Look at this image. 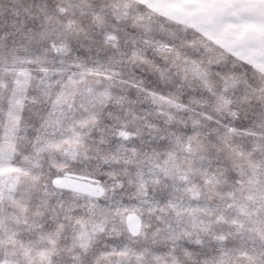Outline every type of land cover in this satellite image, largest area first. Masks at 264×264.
Returning <instances> with one entry per match:
<instances>
[{
  "label": "clouds",
  "instance_id": "clouds-1",
  "mask_svg": "<svg viewBox=\"0 0 264 264\" xmlns=\"http://www.w3.org/2000/svg\"><path fill=\"white\" fill-rule=\"evenodd\" d=\"M80 2L86 5L83 12L67 7V0H27L28 6L23 8L27 18L24 19L22 14L20 24L16 26L15 21L10 25L6 16L13 12L12 0H0V17L3 18L0 22V56L12 49L22 48L24 41L19 28L23 27L28 32L48 29L49 40L46 43L37 42L33 52L39 54L35 51L39 49L46 56L44 66L49 72L80 63L89 67L111 66L109 75L112 78L96 82L98 86H106L110 95L99 109L96 128L90 133L85 130L81 155L75 160L66 158L62 153H43L33 157L40 165L33 172L39 178L36 191L42 192L46 185L47 191L52 194L47 209H41L48 213L45 222L51 221L56 214L63 222L58 205L73 199L71 193L58 192L51 183L58 173L57 166L63 165L68 172L88 174L98 181L104 190V197L97 201L98 211L119 199L140 205L146 235L128 236L119 217L113 215L107 218L106 231L97 237L98 246L116 239L136 247H171L172 241L164 233L155 239L153 234L157 229V218L165 214L172 218V213L164 203L157 208L147 201H160L161 197L168 195L192 203V192L199 191L200 203L203 204L209 192L202 182L201 172L222 171L228 184L220 190L226 191L234 185L231 179L235 175L233 158L245 169L251 165L264 179V77L230 59L226 64H209L206 52L197 46L190 34L134 3L129 6L128 19L121 21L114 20L107 13L109 0ZM61 5L67 8L64 15L56 12ZM139 16H152L150 32L134 27ZM106 34L113 35L115 40L106 41ZM53 44L55 48L51 46ZM194 64L206 70L205 79L213 85L212 92L199 77L174 67H191ZM27 67L31 69L33 78L27 96L21 95L19 102V107L23 109L18 132L22 164L31 163L26 158V153L31 156L28 142L51 102L48 90L41 83V65ZM157 68L171 69L169 78L161 79ZM222 75L234 76L238 81L236 87L227 93L229 103L223 107L218 102V97L224 95ZM8 87L7 81H0V104L4 106ZM158 90L171 95L177 104L184 106L183 109L154 103L148 93ZM228 128L236 130L226 132ZM119 130L126 132L127 140L119 137ZM195 133H199L198 143H194L189 151L184 142ZM225 135L229 144L227 149L221 146ZM164 170H167L168 178L162 174ZM180 174L188 176L187 184L176 180ZM240 179L237 177V181ZM77 204L75 215L87 216L89 209L83 206L86 201L81 199ZM33 211L34 207L28 211L30 219L33 218ZM250 211L254 215L255 211H264V206L257 203ZM224 213L229 217L232 215L228 209H224ZM97 219L99 223H105L104 216ZM203 220L211 222L213 233L221 230L214 216H204ZM65 223L67 239L61 241V247L67 245L71 248V228ZM113 226L120 231L110 237L108 232ZM213 233L199 235L204 242V249L200 251H196L195 235L179 240L174 264H196L198 260H203L202 253L205 250L210 253L216 243ZM260 244H264V240H258L257 246ZM183 248H191L193 255L190 258L182 255L180 250ZM54 261L55 264H74L70 251L54 257Z\"/></svg>",
  "mask_w": 264,
  "mask_h": 264
},
{
  "label": "snow or ice",
  "instance_id": "snow-or-ice-1",
  "mask_svg": "<svg viewBox=\"0 0 264 264\" xmlns=\"http://www.w3.org/2000/svg\"><path fill=\"white\" fill-rule=\"evenodd\" d=\"M133 3L190 34L197 46L206 52L209 64H226L230 59L264 77V0H109L106 11L114 20L124 21L128 19L129 6ZM67 7L83 12L86 5L80 0H67ZM42 11L47 15L46 10ZM66 11L64 5L56 9L60 15L66 14ZM13 14L19 16L20 12L13 9ZM136 20L138 23L134 27H141L145 33L151 31L152 16H139ZM18 31L24 41L22 48L12 49L0 56V81H7L9 85L6 106L0 104V264H55L54 257L69 251L74 264H174L179 240L195 235L196 251L204 249L199 235L213 233L211 222L204 221V216H214L221 230L213 233L216 243L211 252L205 250L202 253L204 259L196 264H264V244L257 246L258 240H264V211H255L254 215L250 211L257 203L264 206V179L251 165L245 169L231 155L235 175L231 177L234 185L228 190H220L228 184L222 171L201 172L202 182L209 192L203 204L200 203L199 191L192 192V203L168 195L161 197L160 201H147L157 208L164 203L172 213V218L166 214L157 218V229L153 234L155 239L164 233L172 241L171 247H136L116 239L98 246L97 237L106 231L107 218L113 215L119 217L128 236L146 235L140 205L119 199L98 211L97 201L104 197V190L98 181L88 174L68 172L63 165L57 166L58 173L51 183L58 192L71 193L73 199L58 205L63 222L56 214L46 223L48 213L41 209H47L52 194L47 191L46 185L42 192L36 191L39 178L33 172L40 165L33 157L43 153H62L66 158L75 160L81 155L85 130L90 133L96 128L99 109L110 95L106 86H98L96 82L112 78L109 75L111 66L89 67L80 63L49 72L44 66L46 56L39 49L35 50L39 54L33 52L37 42L46 43L49 40L48 29L28 32L21 27ZM104 39L113 41L115 37L106 34ZM145 43L148 41L145 40ZM51 46L55 48L54 44ZM32 64L41 65V83L48 90L51 102L28 142L31 156L26 153V158L31 163L22 164L18 132L23 109L19 107V102L21 95L26 97L31 88L33 77L27 65ZM174 67L199 77L208 91H213V85L205 79L206 70L198 64ZM72 68L76 70L72 71ZM156 70L161 79L169 78L171 69ZM237 83L236 77L222 75L224 95L218 97L219 106L229 103L227 93ZM148 94L154 103L168 104L179 110L184 107L162 90L149 91ZM235 130L228 128L226 132ZM118 135L128 139L123 130H119ZM198 135H189L184 142L189 151L194 143H198ZM221 146L225 149L229 147L227 135L222 137ZM162 174L168 178L167 170ZM237 177L241 179L237 181ZM176 180L187 184L188 176L180 174ZM173 188H176L175 184ZM81 199L86 201L83 206L89 209L87 216L75 215L77 202ZM33 207V218L30 219L28 211ZM224 209L232 213L231 217L224 213ZM98 216H104V224L98 222ZM65 222L71 228V248L67 245L61 247V241L67 239ZM119 231L113 226L108 235H118ZM180 251L185 257L193 255L191 248Z\"/></svg>",
  "mask_w": 264,
  "mask_h": 264
},
{
  "label": "rangeland",
  "instance_id": "rangeland-1",
  "mask_svg": "<svg viewBox=\"0 0 264 264\" xmlns=\"http://www.w3.org/2000/svg\"><path fill=\"white\" fill-rule=\"evenodd\" d=\"M12 6L14 9L20 12V15L19 16L14 15L13 12L6 14L8 22L11 25V23L15 21L16 26H19L20 18H21V15L23 14V8H26L28 6L27 0H12ZM23 15H24V19H26L27 18L26 14H23ZM0 22H3L2 17H0Z\"/></svg>",
  "mask_w": 264,
  "mask_h": 264
}]
</instances>
